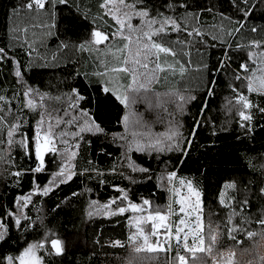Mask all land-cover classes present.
I'll return each mask as SVG.
<instances>
[{
	"label": "trees",
	"instance_id": "1",
	"mask_svg": "<svg viewBox=\"0 0 264 264\" xmlns=\"http://www.w3.org/2000/svg\"><path fill=\"white\" fill-rule=\"evenodd\" d=\"M26 2L0 0V47L5 48L9 57L0 62V94L7 97L6 102H0L4 109L0 115L6 114L8 124L19 125L11 161L0 163V223L8 228L5 239L0 241V264H6L5 257H16L26 244L40 241L51 233L64 242V252L60 256L49 254L50 245H46L37 253L43 264H128L136 255L128 247L125 221L128 212L105 215L101 209L113 200L116 203L110 207L146 199L150 201V210L166 211L169 196H172L168 189L173 188L178 177L191 180L201 193L205 230L209 221L213 227L220 225L223 235L218 250L227 253L234 249L236 264H248L250 260L252 264H259V257L264 256V239L248 240L245 233H236L237 239L243 241L236 245L227 237V227L230 226L227 221L233 213H236L233 216L236 225L241 224L242 217L251 218L252 223L243 227L259 232L260 226L255 221L264 215V195H261L264 187V112L260 111L264 108V95L248 92L243 77L250 73L240 69L242 63H247L250 69L257 67L249 61L248 51L251 41L264 45V0H248L247 5L241 0H144L140 7H147L153 16L162 13L176 18L182 29L180 32L169 29L156 39L177 53L175 59L171 56L164 59L170 63L180 60L187 71L183 76L179 71L175 74L169 71L159 73L158 82L151 85L152 91L147 94L153 102L156 94L162 100L172 101H176V97L167 94L178 92L184 95L183 111L177 109L176 103L166 105L171 115L162 109L149 110L143 102L125 109L114 96L101 91V78H89L90 72L104 70L99 61L106 59L107 53H98L97 61L89 50H81L79 46L90 39L93 27L109 33L115 30L114 22L104 12L91 11L92 5L87 0H68L66 5L49 6L47 11H36L35 15V10L23 7ZM181 4L185 7H180ZM236 4L240 9H250V15L244 17ZM15 9L26 11L28 15L23 20L17 15L21 23L10 32L8 16ZM34 23L40 27L31 29ZM241 23L243 27H240ZM133 24H139V20L134 19ZM193 28L202 35L188 36L187 32ZM237 28L239 32L235 31ZM253 28L257 31L253 32ZM230 31L232 35H228ZM124 43L117 39L113 44L122 48ZM125 54L121 53L120 65ZM91 60L98 68L92 70L87 65ZM17 65L21 70L20 78L15 76ZM174 65L179 68V64ZM237 75L242 79H236ZM122 76L121 92L131 83L130 75L122 73ZM28 88L33 90L31 99L37 105L36 111L24 104V92ZM73 89L85 97L75 108L70 107L75 103ZM14 91L19 100L17 105L12 96L9 98ZM237 92L246 95L253 105L245 110L252 116L250 122L240 120L242 106L236 103ZM41 95L45 97L43 101ZM56 97L60 99L56 100ZM190 97L195 99H188ZM84 111L103 131L82 133V139L67 137L70 143L79 144L78 149H73L78 153L72 162L76 175L67 183L57 181L47 195L36 192L26 207L18 205V196L33 192L34 181L43 189L61 164L59 155L49 153L45 156V170L33 173L30 169L38 163L34 150L26 154L18 141L27 136L32 144L40 112L51 113L53 124L57 117L64 121L77 117L73 124L64 123L56 129L57 132L66 130L71 133L87 119L81 115ZM130 111L143 114L153 136L170 128L178 129L180 150L138 152L133 149L129 152L128 141L122 137L132 139L123 123V117ZM24 114L26 117L22 122ZM241 123L247 126L241 128ZM0 139L4 140L0 148L8 157L7 126L0 132ZM58 147L62 149L63 145L58 144ZM130 164L137 170L134 171ZM141 168L148 171H139ZM16 171L23 174L13 176ZM170 172L177 174L172 184L167 180ZM224 183L235 184V188L229 189V199L225 201L227 207L219 199ZM125 195L127 199H124ZM144 208L149 210L147 205ZM17 217L21 220L19 227L15 224ZM143 225L147 232L148 224ZM115 241L125 246H112ZM171 243L173 251L168 255L174 256L176 242ZM245 249L249 251L245 253ZM139 255L148 257L154 254ZM163 261L164 254L161 253L159 264ZM145 264H157V261L146 260ZM207 264H211V260H207Z\"/></svg>",
	"mask_w": 264,
	"mask_h": 264
},
{
	"label": "snow or ice",
	"instance_id": "2",
	"mask_svg": "<svg viewBox=\"0 0 264 264\" xmlns=\"http://www.w3.org/2000/svg\"><path fill=\"white\" fill-rule=\"evenodd\" d=\"M241 2L247 5L248 0H241ZM67 3L68 0H27L23 7H26L30 11L35 10L40 12L47 11L49 6L55 8L57 4L66 5ZM143 3L144 0H102L100 8L104 11V15L110 17L114 22L115 30L109 33L100 27H93L90 31V39L80 44L79 47L81 50L95 48L99 51L100 46H105V48H107V53L111 54L117 60L121 59L118 53H126L120 66L108 67L107 63L101 60L100 64L104 68V71L93 73V75L101 78V91L105 94L114 96L125 109H130L132 105L143 102L148 105L149 110L157 108L168 113L166 105L168 103H176L177 109L183 111V104L186 101V97L178 92L167 94L169 97H176V101L178 102L162 100L159 94L155 95V101L153 102L147 95L152 91L151 85L158 82L159 73L169 71L175 74L179 71V74L183 76L187 71V67L178 59L175 60V63L179 64L178 70L174 64H169L166 59H164L162 63V54L165 58L171 56L175 59L177 53L172 47L165 46L164 43L158 42L156 39L160 37L161 34H166L169 29L172 32H180L182 29L178 20L170 16H164L162 13L158 16H153L147 7H140ZM235 6L243 13L244 17L250 15V9H240L239 4ZM169 7H172V5H169ZM180 7H185V5L181 4ZM196 18L198 19V17ZM100 19H103V17H100ZM134 19H138L139 24H133ZM93 23H95V21H93ZM52 26L55 27V25ZM240 27H243L242 23ZM239 30V28L235 29L236 32H239ZM24 31L27 30L25 29ZM252 31L255 32L257 29L253 28ZM193 34L197 36L202 35L201 32L195 28L187 32L188 36H193ZM228 35H232V32H228ZM212 38L216 39L215 36ZM117 39L123 40L125 43L122 48H115V50H113L111 45ZM178 42L184 43V41ZM86 44L88 47H86ZM29 47H31V45H29ZM249 49L248 59L256 64L257 67L255 69H250L247 63H242L240 69L245 73H250L243 77V79L247 82L246 86L249 93L256 92L260 95H264V45L258 41H251ZM185 55H187V53H185ZM6 59H9V57L5 48L0 47V62ZM13 63L16 62L13 60ZM152 65H154V67H152ZM204 67L206 68L207 65ZM221 67H223V61L221 62ZM140 69H144L145 71H140ZM110 73L116 75L110 76ZM120 73L131 76V83L123 92L120 91L123 86H116L115 83L119 80ZM15 76L17 78L21 77L19 65L16 67ZM104 77H108V79H103ZM236 79H242V77L237 75ZM32 91L31 88L25 90L24 97L26 98V107L36 111L37 105L33 99L30 98ZM233 91H236V89H233ZM140 93L144 95H138ZM211 94L210 90L209 95ZM73 96L75 98V103L70 105L72 108H75L79 101L85 99V97L80 95L75 89H73ZM40 99L43 101L45 97L41 95ZM55 99L59 100L60 98L56 97ZM188 99H195V97H190ZM0 102H6V97L0 95ZM236 103L242 106V110H239L240 120L242 122H250L252 116L245 110L251 109L253 105L248 97L237 92ZM40 107L43 108V104H41ZM260 111L264 112V108L260 109ZM0 112H4L2 107H0ZM168 114L171 115V113ZM39 115L40 119L36 124L32 144L30 145L27 136H22L20 141H18L20 146L25 149L26 154L34 150L35 158L38 163L37 166L30 169V171L33 173L44 171L45 156L49 153L59 155L61 157V164L59 170L52 173V179L43 189H40L39 185H36L34 181L33 192L28 195L17 197V204L22 207H26L28 203L31 202V197L36 194V192H42L43 195H47L51 190L50 186L52 184L57 181L59 183H67L76 175L72 170L74 167L72 162L75 160L78 153L73 149H78L79 144L70 143L67 137H80L82 139V133L88 132L95 134L103 131L100 125L96 123L86 111L82 112L81 115L87 119H85L82 124H78L77 130L71 133L66 130L57 132L56 129L64 123L69 125L73 124L77 120V117L73 116L67 121L57 117L53 124L51 122V113L40 112ZM65 115L67 116L68 113L66 112ZM5 116L6 114L0 115V132L7 126V151L9 155L5 157L4 149L0 148V163L11 161V150L13 145L17 143L15 136L19 128L18 124H8ZM46 116L48 119H46ZM158 120H162V118L158 117ZM123 123L126 131H130L132 137L131 140H128L127 136L122 137V139L128 141L127 148L129 152L133 151V149L138 152H144L146 150H154L157 152L180 150L181 134L178 129L170 128L169 131L165 133H159L153 136L150 132V125L144 119L143 114L132 111L123 117ZM246 126L245 123L240 124L241 128ZM249 130L251 129L249 128ZM194 134L193 132V135ZM3 144L4 140L0 139V145ZM58 144L63 145V148L61 149L58 147ZM129 166L133 167L131 164ZM133 170L135 171L137 169L133 167ZM139 171L147 172L148 169L141 168ZM22 174L23 173L20 171L12 173V175L16 177H20ZM176 176V172L168 173L167 180L169 184H172ZM179 183L181 188H187L188 195H183L181 188L168 189L170 193H174L175 196L178 197V199L174 200V203L179 205L178 212L174 211L172 203L168 204L167 212H165L159 208L150 210V201L146 199L143 201V205L149 206V210H147L148 215L135 217V219L143 223L151 222L150 235L156 239L154 241L150 239V236L145 234L144 228L138 226L136 232L128 237L130 242L128 247L131 249L132 253L136 254L133 259L128 261V264H145L146 260H155L157 264H159L161 253L164 254L163 264H207V260H211V264H222V262L223 264H236V251L234 249H229L227 253L218 250L223 235L220 231V225L213 227L211 221H209L207 230H205L200 200L201 193L193 186L191 180L186 181L185 179H180ZM225 188H235V184L228 183L225 185ZM261 195H264V188L261 189ZM220 197V203L227 207L228 205L225 204L224 199L225 193L222 192ZM124 199H127L126 195ZM115 203V200L110 202V204ZM110 204L104 205L103 207L107 209L110 207ZM244 204L247 205L248 201L245 200ZM129 210L133 213L146 211L143 206L129 202L127 207H119L117 210H114L112 214H123ZM8 215L12 216L13 214L8 213ZM173 215L179 216V219L173 221L171 219ZM234 215H236V213L229 215L227 221L228 225H230L227 227V237L229 240L235 241L236 245L242 244L243 241L237 239L235 235L241 232L245 233V238L248 240H253V238L256 237L264 239V215L255 221L260 226L261 230L259 232L246 230L243 227L244 224L252 223L251 218L248 217H242L240 225L234 224ZM25 219H27V217H25ZM15 224L17 227L20 226V218H15ZM7 232L8 228L6 225L0 223V241L5 239ZM161 236L164 237L163 240H161ZM189 237H191V243H189ZM173 239L176 241L175 255L169 256L168 254L173 251L171 243ZM46 245H50L49 254L60 256L64 252V242L57 237L55 233H51L50 236L46 234L44 239L29 243L18 256L5 257L6 264H43L42 257L37 255V253L40 250H44ZM112 246L124 247L125 245L120 241H115ZM248 251L247 249L244 250L245 253ZM182 252L185 254H181ZM140 253H150L154 255L144 257L140 256ZM248 264H252V261L250 260ZM259 264H264V256L259 257Z\"/></svg>",
	"mask_w": 264,
	"mask_h": 264
},
{
	"label": "rangeland",
	"instance_id": "3",
	"mask_svg": "<svg viewBox=\"0 0 264 264\" xmlns=\"http://www.w3.org/2000/svg\"><path fill=\"white\" fill-rule=\"evenodd\" d=\"M35 13H37L36 11L34 12V14ZM17 15H19L20 17H23L22 18V20L24 19V17L25 16H27L28 15V13L26 12V11H22V10H11L10 11V14H9V16H8V29L10 30V32L12 31V29L15 27V25L16 24H20L21 23V19L20 18H18L17 17ZM36 15V14H35ZM33 17H35V16H32V18ZM15 19H18V21H16ZM33 19H35V18H33ZM16 21V22H15ZM37 36L39 35L38 33L36 34ZM12 43V42H11ZM16 43V42H15ZM18 43H20V42H18ZM86 47H88V46H86ZM111 47L113 48V50H115V48H121V46L119 47L118 45H115V44H112L111 45ZM86 51V50H85ZM89 52L91 53V55H93V57L98 61V53H101V52H103V53H107V48H100V50L99 51H97L95 48L94 49H91V48H89ZM118 55L119 56H121V53H118ZM162 60L164 61V57L162 56V58H161V62H162ZM104 61L107 63V66L108 67H112V66H120V61H118L117 59H115L111 54H108L107 53V58L106 59H104ZM167 62L169 63V64H175V63H170L168 60H167ZM163 63V62H162ZM177 69H179L178 67H176ZM104 71V70H103ZM116 74H111L110 73V76H115ZM119 80L118 81H116L115 83H116V86H118V85H121V83H122V78H123V76H122V73H120L119 74ZM104 78H107L108 79V77H104ZM110 86H112V85H110ZM0 95H2V94H0ZM12 96V97H11ZM11 97V99H13V101L15 102V104L17 105V103H18V97H17V93L14 91V92H11L10 93V95H9V98ZM30 98H31V96H30ZM6 100H7V97H6ZM24 104L26 105V98L24 97ZM20 114V113H19ZM52 179V176H51V178H50V180ZM180 179H183V178H181V177H178L177 179H176V181H175V184H174V186H173V188H181V185H180V183H179V180ZM49 180V181H50ZM186 181H187V179H185ZM48 181V182H49ZM48 182L45 184V186L46 185H48ZM55 184V183H54ZM54 184H52V185H54ZM226 184H228V183H224L223 185H222V187H221V189H220V191H219V199L221 198L220 197V194L222 193V192H224L225 193V197H224V199H225V201H228V199H229V189H226L225 188V185ZM51 185V186H52ZM50 186V187H51ZM264 188V187H263ZM181 190H182V194L183 195H188V192H187V188L186 187H182L181 188ZM170 193V192H169ZM29 193H25L24 195H28ZM172 194V196L170 197L169 196V199H168V204L169 203H172L173 204V209H174V211L175 212H178V210H179V205H176L175 203H174V200L175 199H178V197H176L175 196V194L174 193H171ZM23 196V195H22ZM194 199V198H193ZM131 203H133V202H131ZM128 204L129 203H126V204H124V205H121V206H119V207H127L128 206ZM135 204H138V205H141V206H143V207H146V205H143V201H140V202H138V203H135ZM119 207H109V208H102L101 209V213L102 214H105V215H107V214H112L113 213V211L114 210H117ZM128 212V216H127V218H126V225H127V227H128V231H127V241L129 242V240H128V237H129V235H131L132 233H134V232H136V230H137V227L139 226V227H143L144 228V225H143V222H138L136 219H135V217H139V216H147L148 215V211L146 210V211H144V212H137V213H133V212H131L130 210L129 211H127ZM165 212H167V210L165 211ZM174 216V217H173ZM172 217H171V219L173 220V221H176V220H178L179 219V216H177V215H173ZM193 219H194V217H193ZM147 224H148V226H149V230L146 232V230L144 229V231H145V234H148L149 236H150V233H151V226H150V224H151V222H147ZM161 238V240H163L164 239V237L163 236H161L160 237ZM153 241L156 239L155 237H152L151 238ZM174 241H175V239H173ZM172 240V241H173ZM176 242V241H175ZM31 243V242H30ZM130 243V242H129ZM189 243H191V237H189ZM29 244V243H28ZM28 244H26L24 247H22L21 248V250L16 254V256H18L19 255V253L25 248V247H27V245ZM38 255V254H37Z\"/></svg>",
	"mask_w": 264,
	"mask_h": 264
},
{
	"label": "crops",
	"instance_id": "4",
	"mask_svg": "<svg viewBox=\"0 0 264 264\" xmlns=\"http://www.w3.org/2000/svg\"><path fill=\"white\" fill-rule=\"evenodd\" d=\"M92 6H91V11H96V12H98V13H102V12H104L101 8H100V4L102 3V0H87ZM35 27H40V24H37V23H34V24H32L31 25V29H34ZM48 34V33H47ZM33 37H31L30 38V40H31V42H33L34 40L32 39ZM103 48V47H105V46H100V48ZM101 60H103V59H101ZM100 60V61H101ZM99 61V62H100ZM92 70L94 69V67H97L98 68V66H95V64H94V62L91 60L90 61V63H88L87 64ZM102 69H104L103 67H102ZM94 73V72H93ZM93 73L92 72H90V74H89V78H94V79H96V80H98V79H100L99 77H97V76H95V75H93ZM88 77V76H87ZM105 79V78H104ZM25 117H26V115L24 114L23 115V117H22V122H24V119H25Z\"/></svg>",
	"mask_w": 264,
	"mask_h": 264
},
{
	"label": "built area",
	"instance_id": "5",
	"mask_svg": "<svg viewBox=\"0 0 264 264\" xmlns=\"http://www.w3.org/2000/svg\"><path fill=\"white\" fill-rule=\"evenodd\" d=\"M150 226H151V224H150Z\"/></svg>",
	"mask_w": 264,
	"mask_h": 264
}]
</instances>
